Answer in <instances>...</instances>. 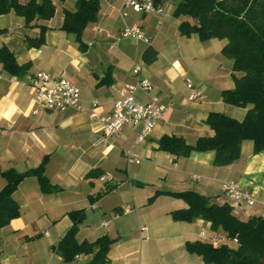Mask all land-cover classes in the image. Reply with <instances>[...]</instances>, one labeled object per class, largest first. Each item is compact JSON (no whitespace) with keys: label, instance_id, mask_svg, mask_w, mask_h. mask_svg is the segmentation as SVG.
I'll return each instance as SVG.
<instances>
[{"label":"crops","instance_id":"obj_1","mask_svg":"<svg viewBox=\"0 0 264 264\" xmlns=\"http://www.w3.org/2000/svg\"><path fill=\"white\" fill-rule=\"evenodd\" d=\"M77 1L51 0L54 16L30 25L13 11L0 15V48H7L18 65H27L23 74L12 76L0 64V191L6 185L1 172L24 173L40 166L50 185L49 191L43 190L37 176L17 185L12 198L20 214L0 228V264H64L55 248L71 227L69 214L79 210L84 218L76 241L93 243L103 236L113 240L107 264H209L187 245L219 246L212 236L223 233L202 219L172 220L171 213L187 205L171 194L194 192L217 205L227 204L241 221L264 217V151L254 154L252 142L242 141L239 158L219 167L212 152L175 157L159 150L158 140L175 136L192 146L211 137L205 123L211 112L243 119L246 109L221 99V92L233 89L234 77L240 76L222 55L225 41L181 35L179 25L187 19L173 15L178 0H153L160 14L123 9L126 0H100L98 18L85 28L80 48L61 30L64 12H73ZM38 26L45 28L44 43L27 48L26 40L38 36ZM133 26L149 44L119 37ZM137 67L140 71L134 74ZM37 72L77 86L79 109L38 108L29 84ZM138 79L147 80L152 91H130ZM186 80L204 93V100H188ZM130 95L140 104L157 97L165 107L161 119L143 142H136L139 126L126 125L100 143V124L89 117L93 103L105 116ZM92 172L98 176L88 175ZM226 182L253 191L254 204L225 196L221 185ZM91 259V254L77 255L72 264Z\"/></svg>","mask_w":264,"mask_h":264},{"label":"trees","instance_id":"obj_2","mask_svg":"<svg viewBox=\"0 0 264 264\" xmlns=\"http://www.w3.org/2000/svg\"><path fill=\"white\" fill-rule=\"evenodd\" d=\"M100 0H78L73 12H64L61 30L74 37L80 48L82 35L88 24L98 18ZM13 11L22 17L26 25L33 21L49 20L55 7L51 0H29L20 4L17 0L0 1V15ZM173 15L185 17L179 25L183 36L195 34L200 40H224L222 55L232 61L234 88L221 92L224 103L246 109L238 121L222 113L211 112L205 123L213 131L211 137L199 138L192 146L180 137L163 136L158 140V149L175 157L187 156L190 152H212L215 166H226L240 156V143L250 141L253 153L264 151V0H178ZM38 36L26 40L27 48H40L44 43L45 28L38 26ZM2 69L12 76H20L27 65H18L7 48H0ZM6 180L0 191V228L19 216V208L12 198L17 185L28 176H37L43 190L50 185L42 174V166L24 173L13 170L1 172ZM88 175H96L94 172ZM105 189L104 192H107ZM182 199L187 208L174 211V221L192 222L202 219L211 229L221 230L236 238V246L221 244H188L187 250L199 255L209 264H264V217H251L246 221L236 218L229 205H217L209 198L194 192L171 194ZM71 227L55 248L64 264H72L77 255L91 254L87 264H107V252L113 240L107 236L93 243L76 241L78 225L84 218L83 211L69 214Z\"/></svg>","mask_w":264,"mask_h":264},{"label":"built area","instance_id":"obj_3","mask_svg":"<svg viewBox=\"0 0 264 264\" xmlns=\"http://www.w3.org/2000/svg\"><path fill=\"white\" fill-rule=\"evenodd\" d=\"M123 9H131L145 14L161 13L160 7L153 0H126L123 3ZM119 37L124 39H139L149 44V39L136 26L125 28L121 31ZM139 71L140 68L137 67L133 72L134 74H138ZM29 84L34 92V100L38 108L55 112H62L68 108L79 109L78 99L80 90L69 80L48 72H37L31 76ZM185 86L190 92L188 95L190 102L204 100V93L194 87L190 80H186ZM129 90H141L148 94L152 91V85L145 79H138L134 86L129 87ZM96 108L97 103L94 102L89 117L100 124V143H105L107 138L119 133L126 125L139 126L136 142H143L152 133L165 111V107L155 96H151L147 103L140 104L130 95L117 101L113 106L112 112L105 116L99 115L96 112ZM36 113L37 110H34L33 114ZM125 155L128 158L131 157L129 152H126ZM135 161L137 162V160ZM193 178L196 177L194 176ZM103 179L101 178V180ZM221 191L235 203H244L247 206H252L255 202V193L253 191L243 190L234 182L223 183ZM124 210L127 211V208ZM103 225L105 226L106 224L103 223ZM141 229L143 230L144 228ZM212 240L221 244H228L230 242L237 245L238 243L236 238H230L224 234L220 236L214 235L212 236Z\"/></svg>","mask_w":264,"mask_h":264},{"label":"rangeland","instance_id":"obj_4","mask_svg":"<svg viewBox=\"0 0 264 264\" xmlns=\"http://www.w3.org/2000/svg\"><path fill=\"white\" fill-rule=\"evenodd\" d=\"M228 244H229L230 246H233V244H232V243H230V242H229Z\"/></svg>","mask_w":264,"mask_h":264}]
</instances>
